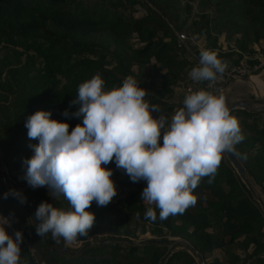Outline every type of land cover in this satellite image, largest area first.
Returning <instances> with one entry per match:
<instances>
[{
  "label": "trees",
  "instance_id": "1",
  "mask_svg": "<svg viewBox=\"0 0 264 264\" xmlns=\"http://www.w3.org/2000/svg\"><path fill=\"white\" fill-rule=\"evenodd\" d=\"M137 9L140 13L134 14ZM180 30L186 39L177 38ZM219 33L233 46L221 48ZM191 35H204L205 45L190 43ZM259 41L264 55V0H0V178L3 165L14 183L27 182L23 162L39 141L29 139L25 122L36 111L51 112L50 118L68 123L69 131L82 124V117L72 115L79 105L70 102L79 85L96 73L106 89L133 76L147 90L150 104L159 106L152 115L169 120L173 86L191 80L188 70L199 64L202 50L215 51L226 63L243 60L252 66L259 62L253 55ZM66 110L68 116L63 115ZM230 114L238 118L244 136L235 145L236 156L264 195V109L236 107ZM112 172L115 186L125 192L117 190L107 206L93 201L87 209L95 214L88 235L108 234L90 244L78 237L84 245L75 254L61 250L51 233H36L34 213L48 192L51 204L67 211L65 197L48 186H26L19 190L26 198L21 203L12 195L4 198L14 188L0 179V211L17 216L14 225L28 240V245L20 244L21 264H196L183 248L167 255L176 243L101 242L128 241L144 231L186 240L203 264H264L263 211L224 155L214 181L204 177L194 190L196 203L165 220L154 204L142 199L146 181L133 182L116 165ZM149 207L157 213L154 222L145 219ZM216 249L223 257L213 255Z\"/></svg>",
  "mask_w": 264,
  "mask_h": 264
},
{
  "label": "clouds",
  "instance_id": "2",
  "mask_svg": "<svg viewBox=\"0 0 264 264\" xmlns=\"http://www.w3.org/2000/svg\"><path fill=\"white\" fill-rule=\"evenodd\" d=\"M195 37H188L190 43ZM225 68L226 62L215 51L205 49L189 75L196 82L209 81L211 89L217 74ZM185 92L183 107L175 111L169 122L164 115H152L160 111L159 106L150 104L147 90L140 87L136 78L127 76L122 85L106 89L105 81L96 73L79 85L76 98L70 102L79 105L72 115L82 117V124L69 131V124L51 119L49 111L38 110L30 115L25 122L27 134L39 143L31 146L34 154L23 162L24 179L34 189L48 186L70 204V210L65 211L41 202L34 213L39 221L37 235L51 233L53 239L62 237L66 244L88 236L95 214L87 209L93 201L107 206L117 195L112 170L102 166L113 161L133 182H147L142 199L159 209L160 220L183 214L193 206L197 200L194 190L201 179L208 177L212 183L222 156L235 153V145L244 136L222 93L205 89ZM63 115L68 116L69 112L66 110ZM242 158L247 159L246 155ZM3 170L6 168H2V176ZM21 188L10 189L4 198L12 195L24 203ZM145 219H157L152 207L146 210ZM10 223L0 215V264H21L22 232L16 231L13 238L5 228Z\"/></svg>",
  "mask_w": 264,
  "mask_h": 264
},
{
  "label": "rangeland",
  "instance_id": "3",
  "mask_svg": "<svg viewBox=\"0 0 264 264\" xmlns=\"http://www.w3.org/2000/svg\"><path fill=\"white\" fill-rule=\"evenodd\" d=\"M195 10L196 9L193 8L194 12H195ZM139 13H140L139 9H137L134 12V14H139ZM191 13H192V11H191ZM191 42H194L198 48L199 47L202 48V46L205 45V44H203V43H205L204 35L201 38L191 39ZM217 43L221 48H224V49H226L228 46H233V41L232 40L228 41L224 37L223 33L217 34ZM262 44H263V41H259V42L255 43L254 45L252 44L255 48L254 54L257 55L259 62L253 66H250L252 68V70L249 73L251 76L254 77V79H256L258 81V84H255L253 81L250 83L249 79H242V78L235 79L236 77H232V76H227V78L225 79V77H224L223 79H225V82L223 83V90L226 86L227 90H228V88H232V91L230 92L231 94H234V93L236 94V95H233L229 100H233V99H237V98H249V97L255 96L256 93H258L259 96H264V62H263L264 61V55L262 53H260V51H259ZM240 61L245 63L243 60H240ZM194 65H196L195 62H194ZM193 67H195V66H193ZM191 69L188 70V74L190 73ZM218 74H220V73H218ZM222 75H224V73H222ZM188 77L191 79L190 75H188ZM177 82L178 83H176L173 86V93L168 99V100H170V102H172L175 105L173 108V112H171L169 117H167V118H169V120H168L169 122H170L171 117L175 114V111H177L179 109L177 106H179L181 103L183 104V100L187 94L185 92V86L187 85V84H185L186 81L184 82L183 80H178ZM187 82H189L188 84H190V86H192L193 88H196L198 90L203 89V85L205 83V82H203V83L202 82H196V81H193L192 79L190 81H187ZM254 87L257 90H255ZM258 110H260V109H258ZM0 159H1V153H0ZM115 165L116 164L113 161V162H110L108 165H106V167H110V169L112 171H114ZM1 167L5 169V167H3V165ZM112 178L113 177H111V179ZM115 178H119V174H117ZM113 181L115 182V179ZM253 186L255 188V192L258 193L264 201V195L259 190L258 186L254 183H253ZM116 187L118 190V194L122 195L125 192V189H121L119 191L120 185L117 184ZM13 188L16 190L19 189V188H15V187H13ZM69 209H70V205L68 206V210ZM263 214H264V212H263ZM107 234H108L107 232H102L101 234L97 233V235L95 237H93V235H91L92 239L90 241H95L96 238L106 236ZM143 237L158 238V236H155L154 234H151L148 231L137 232V234L135 236H132V237L130 236L129 238L137 239V238H143ZM176 246H178V244ZM213 255L223 257V254L219 249H216L213 252ZM211 257L212 256L207 257V260H209Z\"/></svg>",
  "mask_w": 264,
  "mask_h": 264
},
{
  "label": "water",
  "instance_id": "4",
  "mask_svg": "<svg viewBox=\"0 0 264 264\" xmlns=\"http://www.w3.org/2000/svg\"><path fill=\"white\" fill-rule=\"evenodd\" d=\"M242 79H248V75H243L241 76ZM223 94L225 96L226 104L231 110L232 108H244L247 110H258V109H264V96H259L258 93L255 94V96L249 97V98H237L233 100H229L228 95L225 91L219 92L218 94ZM224 157L227 159L231 167L235 170L237 173L238 177L240 180L244 183L246 188L250 191L252 194L253 198L257 201L259 204V207L261 210L264 212V201L261 198V196L255 192V188L253 186V181L250 179V177L247 175L242 163L238 159L235 153H225ZM3 175H4V180L8 182L11 186L14 187H26L29 186L27 182L25 183H14L10 177L7 175L6 170H3ZM51 193L48 192V199L47 202L51 203ZM57 246L63 250L68 252L69 254H75L76 250L69 249L65 247L59 239H55ZM108 241H116V242H127V243H132V244H138L142 242H154V243H159V242H167L169 244L176 243L178 246H174L170 249V252L176 250V249H185L188 251L194 258L196 264H203V261L201 260L200 256L197 254V252L189 245L186 240L177 237V236H164V237H158V238H153V237H143V238H137V239H129L128 241L125 239H118V238H105L102 239L101 242H108ZM97 242V241H96ZM91 242H89L90 244ZM84 245V244H83ZM163 264V263H162Z\"/></svg>",
  "mask_w": 264,
  "mask_h": 264
},
{
  "label": "built area",
  "instance_id": "5",
  "mask_svg": "<svg viewBox=\"0 0 264 264\" xmlns=\"http://www.w3.org/2000/svg\"><path fill=\"white\" fill-rule=\"evenodd\" d=\"M176 35H177V38L180 39V40L185 38V33L183 31L177 32ZM253 55L257 57V55H255V54H253ZM222 62H224V61H222ZM251 70H252V68L249 65H247L245 63H242L241 61L238 64L226 63V68H225V71L223 72L224 75L217 74L216 80L214 82H212L213 86H212L211 89H208V84L210 82L209 81H205V83L203 85V89L210 90V91H212V92H214L216 94V93H218V92L223 90V83L225 82V79L227 78V76L239 77V76H241L243 74H249V72ZM224 77H225V79H223ZM185 90L189 93V90L196 91L198 89L193 88L190 85H187L185 87ZM1 180L4 181V176H1ZM28 203H30V202H28ZM0 215H2L4 217H7L11 221L10 225H5V227L7 228L8 232L11 235H15V232L19 230L14 225L15 222L17 221V216H15V215H13L11 213L2 212V211H0ZM22 236H23L22 241L28 245L27 237L23 233H22ZM91 239H92L91 235L86 236V240L90 241ZM82 242H83V239H80V238L77 237L75 242H73L71 244H66L64 239L62 238V243L66 247H68L70 249H77V248L81 247ZM30 250H31V248H30ZM38 264H44V262L42 260H40V261H38Z\"/></svg>",
  "mask_w": 264,
  "mask_h": 264
},
{
  "label": "crops",
  "instance_id": "6",
  "mask_svg": "<svg viewBox=\"0 0 264 264\" xmlns=\"http://www.w3.org/2000/svg\"><path fill=\"white\" fill-rule=\"evenodd\" d=\"M236 81V80H235ZM255 88V87H254ZM226 90V93H227V95H228V98L230 99L233 95H236L235 93L234 94H231L230 92L232 91V88H228V90H227V88H225ZM255 90H257L256 88H255ZM180 103V102H179ZM178 108H180V107H178Z\"/></svg>",
  "mask_w": 264,
  "mask_h": 264
},
{
  "label": "bare ground",
  "instance_id": "7",
  "mask_svg": "<svg viewBox=\"0 0 264 264\" xmlns=\"http://www.w3.org/2000/svg\"><path fill=\"white\" fill-rule=\"evenodd\" d=\"M248 79H249L250 83L253 81L255 84H258V81L256 79H254L253 76L250 75Z\"/></svg>",
  "mask_w": 264,
  "mask_h": 264
}]
</instances>
